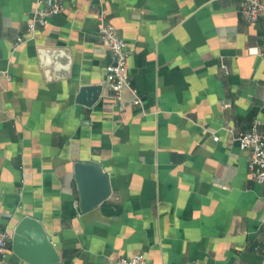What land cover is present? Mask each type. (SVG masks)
I'll list each match as a JSON object with an SVG mask.
<instances>
[{
    "label": "crops",
    "instance_id": "1",
    "mask_svg": "<svg viewBox=\"0 0 264 264\" xmlns=\"http://www.w3.org/2000/svg\"><path fill=\"white\" fill-rule=\"evenodd\" d=\"M48 1L63 11L30 35L32 15ZM244 2L0 0L4 264H47L35 246L14 252L25 217L53 243L52 264L138 254L146 264L262 263L264 184L233 140L255 122L264 130V19L246 20ZM102 9L130 51L122 102L106 77L109 47L97 36ZM42 48L69 50L68 76L42 67ZM93 86L99 100L78 102L81 88ZM78 162L110 176L111 196L88 212Z\"/></svg>",
    "mask_w": 264,
    "mask_h": 264
},
{
    "label": "built area",
    "instance_id": "2",
    "mask_svg": "<svg viewBox=\"0 0 264 264\" xmlns=\"http://www.w3.org/2000/svg\"><path fill=\"white\" fill-rule=\"evenodd\" d=\"M101 2V0H95ZM63 6L58 2L48 1L44 8H37L32 15L27 31L32 35L38 28L48 25L50 18L60 14ZM242 15L249 22H256L264 19V0H245ZM97 36L109 47L112 62L106 68V77L109 80L110 88L113 91V97L117 102L123 100V89L130 82L126 72L127 60L130 51L127 48L126 41L121 37L118 30L108 20L107 13L102 9L98 16ZM26 39L18 38V43L25 42ZM220 72L224 75L230 73L229 66L222 59L220 60ZM134 104L139 100L134 98ZM218 141L219 137L214 136ZM233 140L239 144L242 150L249 152L248 167L254 180L258 184H264V130L260 129V123L255 122L250 130L234 135ZM10 245V234L8 230L0 227V264H4ZM262 263L264 264V248L262 251ZM111 264H146V258L142 254L120 257Z\"/></svg>",
    "mask_w": 264,
    "mask_h": 264
},
{
    "label": "water",
    "instance_id": "3",
    "mask_svg": "<svg viewBox=\"0 0 264 264\" xmlns=\"http://www.w3.org/2000/svg\"><path fill=\"white\" fill-rule=\"evenodd\" d=\"M43 68H53L61 75L68 76L72 57L69 50L42 48L39 50ZM101 87L81 88L77 101L93 106L100 98ZM76 180L80 192V207L82 212H88L109 199L112 194L110 176L96 162H78L75 165ZM26 246H35L44 251L47 264L56 263L59 257L49 240L42 224L35 218L25 217L14 231L13 249L21 257Z\"/></svg>",
    "mask_w": 264,
    "mask_h": 264
}]
</instances>
